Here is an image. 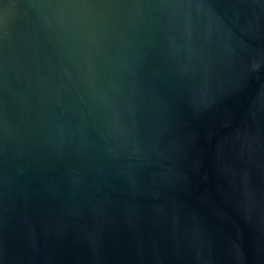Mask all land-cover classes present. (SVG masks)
Returning <instances> with one entry per match:
<instances>
[{"label":"water","instance_id":"95a60500","mask_svg":"<svg viewBox=\"0 0 264 264\" xmlns=\"http://www.w3.org/2000/svg\"><path fill=\"white\" fill-rule=\"evenodd\" d=\"M0 264H264V0H0Z\"/></svg>","mask_w":264,"mask_h":264}]
</instances>
